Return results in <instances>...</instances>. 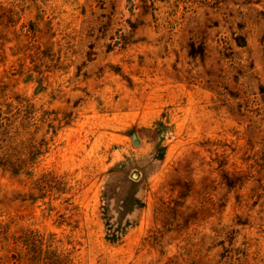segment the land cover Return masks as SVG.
I'll return each instance as SVG.
<instances>
[{
	"label": "rangeland",
	"instance_id": "rangeland-1",
	"mask_svg": "<svg viewBox=\"0 0 264 264\" xmlns=\"http://www.w3.org/2000/svg\"><path fill=\"white\" fill-rule=\"evenodd\" d=\"M0 264H264V0H0Z\"/></svg>",
	"mask_w": 264,
	"mask_h": 264
}]
</instances>
